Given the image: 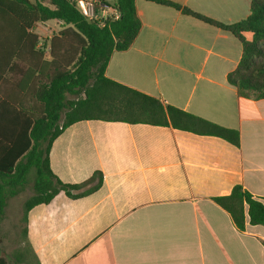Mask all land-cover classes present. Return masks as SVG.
Segmentation results:
<instances>
[{
    "label": "crops",
    "instance_id": "0c3cea01",
    "mask_svg": "<svg viewBox=\"0 0 264 264\" xmlns=\"http://www.w3.org/2000/svg\"><path fill=\"white\" fill-rule=\"evenodd\" d=\"M161 1L221 25L244 20L251 2ZM135 9L140 32L129 49L111 55L105 75L238 130L240 146L145 124L88 120L68 126L51 143V172L67 184L100 172L103 182L81 198L59 193L29 210L26 240L35 264H264V227L246 218L239 232L211 200L239 184L264 203V98L239 101L226 80L240 60V42L170 6L135 0ZM56 25L46 21L30 30L45 58ZM16 53L14 60L0 50V154L9 132L20 130V111L38 108L28 93L38 76L26 64L33 53Z\"/></svg>",
    "mask_w": 264,
    "mask_h": 264
},
{
    "label": "trees",
    "instance_id": "16d2710c",
    "mask_svg": "<svg viewBox=\"0 0 264 264\" xmlns=\"http://www.w3.org/2000/svg\"><path fill=\"white\" fill-rule=\"evenodd\" d=\"M148 1L170 6L237 38L242 53L236 68L227 74V83L235 88L239 101L264 98V0H251L248 16L233 25L218 24L170 2ZM112 6L119 18L98 25L85 19L70 0H0V50L9 51L14 60L19 56L16 52H32L26 64L38 74L32 85L31 80L28 83V93L38 108L31 114L29 109L20 111L24 117L20 130L9 132L5 139L8 146L0 154V221L7 199L20 193L29 175H33V196L23 206L26 243L27 214L32 207L49 203L59 193L78 199L102 185L100 172H94L83 183L67 184L49 168L51 143L76 122L97 120L167 127L218 137L240 146L238 130L164 104L157 97L105 75L111 55L129 49L141 29L135 0H114ZM46 21L60 22L62 26L50 38L45 58L44 48L34 49L37 37L30 30ZM244 33H250L251 38L245 39ZM211 200L227 212L239 232L245 230L246 218L249 225L264 227V203L241 185L233 186L228 195ZM0 264H6L1 257Z\"/></svg>",
    "mask_w": 264,
    "mask_h": 264
},
{
    "label": "rangeland",
    "instance_id": "374dc122",
    "mask_svg": "<svg viewBox=\"0 0 264 264\" xmlns=\"http://www.w3.org/2000/svg\"><path fill=\"white\" fill-rule=\"evenodd\" d=\"M61 24L54 26V33H59ZM73 99L74 97H69ZM33 175L20 193L7 199V205L0 221V257L6 264H35L34 258L23 236L24 203L33 196Z\"/></svg>",
    "mask_w": 264,
    "mask_h": 264
},
{
    "label": "built area",
    "instance_id": "2783aa9c",
    "mask_svg": "<svg viewBox=\"0 0 264 264\" xmlns=\"http://www.w3.org/2000/svg\"><path fill=\"white\" fill-rule=\"evenodd\" d=\"M74 3L78 12L88 21L98 25L108 20H117L119 12L113 8L114 0H70Z\"/></svg>",
    "mask_w": 264,
    "mask_h": 264
}]
</instances>
